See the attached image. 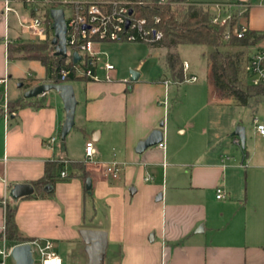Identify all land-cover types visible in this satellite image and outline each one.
Here are the masks:
<instances>
[{
	"label": "crops",
	"instance_id": "obj_1",
	"mask_svg": "<svg viewBox=\"0 0 264 264\" xmlns=\"http://www.w3.org/2000/svg\"><path fill=\"white\" fill-rule=\"evenodd\" d=\"M237 4L247 6L242 24L250 31L264 33V7L251 8L245 1L226 6ZM2 11L3 2L0 87L4 90L0 93V109L10 81L8 44L21 39L22 30L25 32L20 28L10 37L9 14L4 16ZM22 14L28 16L23 10ZM105 44L122 43L100 44L99 49ZM258 44L264 46V37ZM162 65L166 74L164 59ZM43 68L39 78L20 80L23 92L49 81L50 74ZM114 69L109 73L102 69L100 74L99 67H93V74L102 75L99 81H74L83 93L76 100L72 127L83 136L79 155L73 153L68 137L61 141L65 114L59 97L48 101L46 94L36 97L45 107H26L0 118V198L5 196L14 205L17 229L33 240L50 241L55 254L66 257L61 259L62 264H69L67 258L71 264H87L85 244L79 235L82 229L107 233L102 264H111L113 253L117 254V264H264V136L256 133L246 152L227 146L226 152L218 155L219 160L213 156L204 161L201 157L187 170H181L184 165L178 162L184 151L182 143L167 142L163 149L154 146L137 154L136 145L150 132L160 130L163 134L159 124L166 111L162 107L168 94V86L163 83L167 77L150 82L137 73L135 81L129 78L125 82ZM22 82L27 88H22ZM178 132L184 130L179 128ZM52 137H57L53 144ZM89 140L94 143L95 154L91 162H86L84 144ZM244 140L245 148V131ZM233 143L240 145L236 137ZM51 162L61 164L65 177L44 187L47 197L11 199L10 191L18 184L31 185L33 195L32 183L42 177L45 164ZM75 163L85 165L91 180L90 195L85 193L84 181L70 176ZM111 163L119 170L117 181L105 172ZM217 188L222 191L219 199ZM117 194L120 197L115 200ZM102 200L106 205L122 203L110 221L97 219L94 213L96 203ZM4 216L0 206V250ZM5 244L6 248L15 246L7 241ZM6 264L14 262L8 258Z\"/></svg>",
	"mask_w": 264,
	"mask_h": 264
},
{
	"label": "rangeland",
	"instance_id": "obj_2",
	"mask_svg": "<svg viewBox=\"0 0 264 264\" xmlns=\"http://www.w3.org/2000/svg\"><path fill=\"white\" fill-rule=\"evenodd\" d=\"M76 1L83 3L86 0ZM190 1L203 5H213L212 3L229 5L245 1L249 3L251 8L264 7V0ZM2 2L3 0H0V3ZM13 7L14 10L9 13L8 18L10 37H13L14 33L19 31L20 19L25 15L22 14L18 4H14ZM227 10L232 14L235 9L227 8ZM238 23H245V19L243 17L238 18ZM21 35L22 41H32L27 39L23 30ZM263 47V45L258 44L251 47L249 51L253 52ZM100 49L101 52L106 54V56L100 57L102 60L99 64L100 74H102L100 68L103 62L107 61L114 66L113 72H116L125 82L129 80L130 72L141 73L142 77L150 82L158 81L164 75L168 77V73L165 74L162 65L166 52L165 48L145 43H122L101 45ZM174 51L178 54L181 63L188 65V69L183 73L184 82L181 84H174L166 79L169 83L168 94L164 103L165 106L162 107L166 108V111L161 128L163 129V143L165 145L167 142L171 145L183 144L184 151L178 156V162L184 165L181 170L191 168L192 165L200 161L201 157H204V161L211 159L213 156L219 160L218 155L222 154L227 146L231 150H238L241 153L246 152L251 146V140L256 139L254 138L257 133L253 124L254 119L257 123L264 125V102H261L257 109L253 111L250 108L235 105L229 100H220L212 90L209 66L206 56H203L207 49L204 46L183 45L177 47ZM7 63L10 74V81L6 89L8 100L23 97L24 92L19 87L21 79L34 80L44 74V68L37 61L9 58ZM100 74H98L96 81H99V77L102 76ZM190 77H195L196 81H187L186 79ZM78 84L74 81L71 82L76 100H80L83 96ZM3 90L4 88L0 87V93ZM51 98H58V96L50 91L46 94V100L48 101ZM237 127H242L246 133V147L243 149L240 145L237 146L233 143L235 137L232 134ZM179 128H182L184 132L179 133ZM66 137H68L67 141L72 147L73 153L79 155L83 148V136L73 128ZM119 197L120 194L114 196L115 200ZM131 199L133 201V198ZM118 202V205H112L110 202L106 205L104 200L96 203L94 210L96 218L110 221L112 217H116L117 211L122 206V203ZM33 258L34 264H38V255L35 250L33 251ZM60 259H66V257ZM67 259L68 263L71 264L70 258ZM109 260H111V264H117V254L113 253Z\"/></svg>",
	"mask_w": 264,
	"mask_h": 264
},
{
	"label": "trees",
	"instance_id": "obj_3",
	"mask_svg": "<svg viewBox=\"0 0 264 264\" xmlns=\"http://www.w3.org/2000/svg\"><path fill=\"white\" fill-rule=\"evenodd\" d=\"M130 1L141 3L135 5V8L141 12L145 19L147 27L160 32L162 37L159 41L139 42L147 45H154L167 50L164 57V65L167 79L174 84L184 82L183 65L178 54L174 51L177 47L183 45L204 46L207 51L203 53L206 56L209 66V77L213 92L220 100H229L235 105L247 107L253 111L257 106L264 102V85L249 84L246 74V64L249 56V49L256 46L264 37V33L248 31L244 37L237 38L233 33L238 23V16L233 14L227 25H216L212 19L216 15L226 13V8H216L215 5H203L194 3L190 0H167L164 4H158L156 0H114ZM226 6V5H218ZM21 8L31 17H37L44 14L47 21L51 22L49 11L51 9L63 8L58 0H48L43 5L22 4ZM248 13L246 10L242 17ZM156 18L158 22H155ZM229 37L225 39L226 32ZM53 38L52 27L47 29V38L43 42L22 41L16 39L8 44V58L20 60L37 61L46 68L50 74L47 83L68 84L76 80H89L85 76H75L68 74L62 80L58 70L71 69L73 62L54 55V48L51 44ZM22 88H27L25 82H22ZM30 107L39 109L45 107L42 99H23L8 100L6 104V113L11 115L17 110ZM4 111L0 109V118ZM74 171L70 176H76L85 182L88 173L83 163L73 164ZM61 164L56 162L46 163L44 172L40 179L32 183L34 194L29 197L43 198L48 194L43 191L44 187L53 185L60 179V172H63ZM85 193L89 194L85 189ZM15 207L7 203L4 216V236L9 246L30 242L33 239L25 237L16 227L14 221Z\"/></svg>",
	"mask_w": 264,
	"mask_h": 264
},
{
	"label": "built area",
	"instance_id": "obj_4",
	"mask_svg": "<svg viewBox=\"0 0 264 264\" xmlns=\"http://www.w3.org/2000/svg\"><path fill=\"white\" fill-rule=\"evenodd\" d=\"M48 0H3V15L13 12L14 4L27 5H43ZM63 6L61 8L64 14L66 23L65 47L66 59L72 60L73 54H78L80 59L73 63L71 69L58 70L61 79L64 80L68 74L73 73L75 76H85L88 79L96 81L98 78L92 73L91 68L99 67L102 62L101 56H106L99 49L100 44L104 43H139L150 42L154 43L161 39L162 35L154 29L147 27L145 19L141 12L135 8V5L141 3L130 1H114V0H86L85 2H77L76 0H58ZM158 4H164L167 0H156ZM216 8H226V13L216 15L212 19V23L216 25H227L233 14L239 18L247 10L246 4H237L232 6H215ZM227 8L235 9L231 14ZM155 22H158L156 18ZM20 28L24 29L26 34L33 42H43L47 38V29L52 27L51 22L47 21L44 14H39L37 17L29 16L21 17ZM249 31L245 24L237 23L233 33L237 38H242ZM229 37V32L225 34V39ZM106 73L114 69V66L105 61L101 67ZM188 69V65L183 64V73ZM246 74L249 84L264 85V47L256 49L253 52L249 51L248 61L246 64ZM106 79L108 76L106 75ZM189 82H195V77L186 79ZM4 81H2L3 83ZM165 87L168 86V81L163 82ZM2 109L6 117L7 94L4 91L2 95ZM255 131L260 136H264V125L253 121ZM57 137H52L50 143L53 144ZM163 149V142L157 145ZM95 154L94 143L89 140L84 144V156L86 162H91ZM106 174L112 179L119 178V170L115 163L108 164L105 168ZM60 177L64 178L65 173L60 172ZM147 177L146 180H149ZM5 183V180H2ZM222 197L221 189H216V198ZM8 203V198L5 196L0 198V206L5 210ZM3 247L0 250V264H6V260L10 258L11 248H6L4 230L2 233ZM33 251L38 255V264H62L61 259L53 251V246L50 241L32 240L26 242ZM35 262V261H34Z\"/></svg>",
	"mask_w": 264,
	"mask_h": 264
},
{
	"label": "water",
	"instance_id": "obj_5",
	"mask_svg": "<svg viewBox=\"0 0 264 264\" xmlns=\"http://www.w3.org/2000/svg\"><path fill=\"white\" fill-rule=\"evenodd\" d=\"M49 16L52 20V31L53 38L51 44L54 48V55L66 58V47H65V35H66V23L64 20L63 10L61 8L51 9ZM80 59L78 54H73V63H76ZM138 77L136 72H130V81H135ZM21 87V84L19 85ZM55 92L60 98L63 111L65 114L64 122L61 127L60 138L61 141L65 139L67 134L71 131L74 126V114L77 101L75 99L74 90L71 84H58V83H40L37 86L26 90L23 93L24 99H33L39 96H43L48 92ZM162 123L159 124L161 128ZM239 141V144L244 148V129L237 127L232 134ZM163 141V134L160 130H153L150 134L142 141L138 142L135 147L137 154L143 153L147 148L157 146ZM85 189L90 192L91 180L87 178L85 180ZM133 190H130L132 193ZM33 192V188L28 184L15 185L10 191V197L13 201L19 198L29 196ZM159 195L156 199L160 200ZM80 238L85 244V252L87 254V264H102L104 254L107 248V233L99 230L82 229L79 231ZM10 258L14 264H34V258L32 256L31 247L27 243L18 244L11 248Z\"/></svg>",
	"mask_w": 264,
	"mask_h": 264
}]
</instances>
